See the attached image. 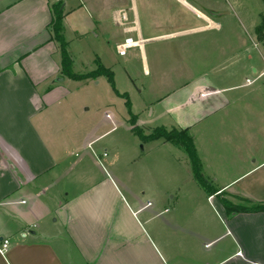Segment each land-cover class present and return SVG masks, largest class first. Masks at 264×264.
I'll return each instance as SVG.
<instances>
[{"label": "crops", "instance_id": "obj_1", "mask_svg": "<svg viewBox=\"0 0 264 264\" xmlns=\"http://www.w3.org/2000/svg\"><path fill=\"white\" fill-rule=\"evenodd\" d=\"M197 1L192 0L195 9L185 0H0V264H264V213L227 216L220 202H264V106L246 126L233 127L227 118L250 94L264 95V86L240 94L238 87L217 85L229 59L196 74V65H177L174 81L188 80L147 101L151 117L167 120L162 128L187 131L203 181L188 168L190 183L159 182L136 194L110 173L94 175L84 160L69 159L73 147L88 148L103 134L85 133L79 140L73 131L67 138L39 136L42 114L64 100L56 89L67 78L49 28L55 5L61 7L63 36L81 13L82 41L111 42L116 48L130 38L135 47L128 51L138 50L143 74L150 76L149 44L180 35L203 34L208 40L217 31L230 38V25L201 15L216 10L208 9L209 0ZM260 59L264 65L263 52ZM239 69L251 71L243 88L264 75L253 65ZM225 75L231 81L235 74ZM172 78L167 75L161 85L171 86ZM220 115L228 127L222 136L214 129ZM106 120L114 131L115 123ZM205 120L208 138H199ZM61 132L55 129L56 138Z\"/></svg>", "mask_w": 264, "mask_h": 264}, {"label": "rangeland", "instance_id": "obj_2", "mask_svg": "<svg viewBox=\"0 0 264 264\" xmlns=\"http://www.w3.org/2000/svg\"><path fill=\"white\" fill-rule=\"evenodd\" d=\"M185 2L193 8H197L192 0H185ZM207 6L209 10L216 8V10H213L214 12H227L226 16L212 17L208 15L207 11H200L201 15L207 20L230 25L232 29L230 38H228L229 32L217 31L211 33L208 40L205 38L207 36L203 34L180 35L173 41L162 40L149 44L145 49L148 55L150 76L143 74V67L137 49L128 51L125 57H118L115 53L114 44L111 42L109 44L102 41L95 42L90 38L89 41H82L80 36L82 14L78 13L79 17L75 22L72 21L71 29L67 28L63 36L67 44V52L72 61L71 71L75 75L88 74L96 69L100 61L105 68L113 73L117 92L112 90L104 77L84 81H73L65 78L64 83L58 85L61 89L60 87L56 89V92H59L64 100L52 104L48 110L43 112V124L38 128L39 136L46 132L43 133L45 138H67L68 132L73 131V139L79 140L85 136V133L90 134L93 132L92 137L103 134L102 138L96 143H92L88 148L73 147L69 159L71 161L84 160V167L89 170L93 169L94 175L102 174L103 171L110 173L119 183L136 194L141 195L148 185L159 184V182L167 184H174V182L190 183L187 173L188 168L190 173L191 167L184 149L162 139L154 141L141 139L142 136L152 133L156 127L166 126L167 122L166 119L163 122H157L155 117H151V107L147 106V101L162 95L164 89L168 91L174 88L175 85L188 80L183 78L174 81L172 78L173 69H176L179 64L180 67L188 66L189 68L196 65L197 67L193 71L196 74L198 71L208 72L207 67H211L212 64L219 65L224 59H229L230 63L224 64L226 69L220 70V76L218 75L220 83L217 85L220 87L227 85L238 87L237 92L240 94H245L259 85L264 86L263 75L250 88L239 87L244 78L251 75V71L244 73L239 68L248 66L249 69V65H253L255 68L260 69L261 67V69H264L260 59L262 52L264 53V0H209ZM56 8L54 7L53 10H56ZM191 16L195 18L194 13ZM192 17L191 19H193ZM194 21L196 20L194 19ZM188 23H190V20L185 18L183 29L187 27ZM179 29H182V27H179ZM213 37H215V40ZM209 40L214 42H209ZM244 41L246 44H244ZM252 43L256 44L262 52L253 48ZM240 44L241 50L239 51ZM243 45H245V48ZM213 47L215 48V54L213 53ZM154 54H158L156 63L153 62ZM178 57L185 62L179 61V63H176L175 60ZM154 66L156 72L153 71ZM226 73L235 74L231 81L226 80ZM167 75L172 78L169 79L170 82L172 81V85L164 84L165 87H163L160 80H164ZM59 79L61 80V78ZM213 79H215V76ZM223 80L227 81L226 84L222 83ZM142 89L145 91L144 94L139 93ZM124 94L127 97H124ZM263 96L255 93L244 98L242 103L237 104L235 106L237 108L229 113L228 123L230 124L232 121V126L238 127L239 124L244 122L243 124L246 126V122L251 121L252 116H255L254 113L264 106ZM126 99L129 102L130 113L136 119L133 124L129 121L132 116L128 113L125 104ZM248 104H253V107L249 108ZM240 108L244 111H241ZM106 116L115 123L114 131H109L112 125L109 120H106ZM217 121L218 123L214 129H216L217 135L222 136L224 134L223 129L228 127L223 128V115H220L216 119ZM208 122V120H205L200 126L199 129L203 126L202 130L204 132L203 134L200 133L199 138H208V133H206ZM134 124L136 125L134 126ZM92 125L94 128H92ZM133 127H137L139 133L133 132L131 130ZM59 128L62 132L56 138L55 129ZM75 154L78 157H75ZM193 178L197 179L195 176ZM200 179L198 180L203 181L202 177ZM74 180V175L72 180L70 177L67 179L68 182ZM142 199L145 200V196H142ZM235 199L232 201L234 206L243 208L254 206L241 199ZM229 202L231 203V201Z\"/></svg>", "mask_w": 264, "mask_h": 264}, {"label": "trees", "instance_id": "obj_3", "mask_svg": "<svg viewBox=\"0 0 264 264\" xmlns=\"http://www.w3.org/2000/svg\"><path fill=\"white\" fill-rule=\"evenodd\" d=\"M55 8L57 7L54 6ZM60 7V4H58V7L56 10H53V20L50 23V33H51V40L54 41L57 44L59 53H60V67H61V74L73 81H83L86 79H97L99 77H104L109 84V86L112 88L113 91H116L114 80H113V73L109 70L104 68L102 65L97 64V67L95 70L92 72L85 74V75H75L71 71V65L72 61L71 58L67 52V44L64 41L63 38V24H62V11H60L58 8ZM124 97H127L124 94ZM126 107L128 109V113L130 114L131 119L129 120L132 124L134 122L135 116H133L130 113V106L129 102L126 99ZM136 124H134L135 126ZM135 133H139V129L137 127H133L131 129ZM142 140H149V141H154V140H159L162 139L166 142H172L178 147H181L184 149L185 154L188 157L190 167H191V173L193 176H195L197 179L201 180L200 176V164L197 158L196 150L194 148L193 142L191 137L188 135L186 130H176V129H171V130H166L162 127L155 128V130L150 133L147 136H142ZM245 202H248L247 200H244ZM221 205L226 213V215H233L235 213H264V202L259 203V204H253V207L249 208H243V207H237L234 206L232 203L229 201L223 199L220 201Z\"/></svg>", "mask_w": 264, "mask_h": 264}, {"label": "built area", "instance_id": "obj_4", "mask_svg": "<svg viewBox=\"0 0 264 264\" xmlns=\"http://www.w3.org/2000/svg\"><path fill=\"white\" fill-rule=\"evenodd\" d=\"M121 19H122V21H126L127 20L125 15H122ZM132 47H135V43L133 44L132 40L130 38H125L119 45L116 46L115 49H116L117 55L120 56V57H123V56L126 55L127 51L130 48H132ZM245 83L248 84V85H251L253 83V81L245 80ZM106 118L109 119L108 116H106ZM148 206H149V204H148ZM7 245H8V241L4 240L3 243H2V248L6 249Z\"/></svg>", "mask_w": 264, "mask_h": 264}, {"label": "water", "instance_id": "obj_5", "mask_svg": "<svg viewBox=\"0 0 264 264\" xmlns=\"http://www.w3.org/2000/svg\"><path fill=\"white\" fill-rule=\"evenodd\" d=\"M207 13L209 16H212V17H221L223 15V13H215V12H210V11Z\"/></svg>", "mask_w": 264, "mask_h": 264}]
</instances>
